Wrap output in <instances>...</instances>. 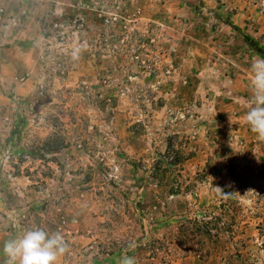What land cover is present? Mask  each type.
Listing matches in <instances>:
<instances>
[{
    "label": "rangeland",
    "instance_id": "obj_1",
    "mask_svg": "<svg viewBox=\"0 0 264 264\" xmlns=\"http://www.w3.org/2000/svg\"><path fill=\"white\" fill-rule=\"evenodd\" d=\"M202 3L0 0V264L34 227L64 236L59 264H264L253 93L226 106L219 69L191 88L193 38L234 35Z\"/></svg>",
    "mask_w": 264,
    "mask_h": 264
},
{
    "label": "crops",
    "instance_id": "obj_2",
    "mask_svg": "<svg viewBox=\"0 0 264 264\" xmlns=\"http://www.w3.org/2000/svg\"><path fill=\"white\" fill-rule=\"evenodd\" d=\"M201 1H205L210 9L221 4V8L230 11V25L228 23L226 27L234 35L226 39V44L221 39L214 37L201 40L193 38L195 43L191 42L193 49L187 55L186 60L191 62L193 68L191 74L197 78L204 77L207 86L192 82L191 88L192 91H196V89L202 91L201 87H204L207 92L211 91L216 83L208 80L206 76L210 75L213 79L211 72H217L219 69V74L216 76L220 77L222 81L217 84V89L221 92H230L233 101H229L226 106L236 108L237 102L244 101V97H241L243 94L253 93L251 85L253 59H264V0H181V14H196L203 9H209ZM245 36L249 38L247 39ZM204 45L208 49L204 48ZM205 62L207 64L203 65ZM224 62H226V68L218 65ZM203 68L210 70L207 69L205 72ZM194 71H199V73ZM222 87H225L224 91ZM249 101L248 99L245 103H249ZM5 201L2 199L0 211L5 209Z\"/></svg>",
    "mask_w": 264,
    "mask_h": 264
},
{
    "label": "clouds",
    "instance_id": "obj_3",
    "mask_svg": "<svg viewBox=\"0 0 264 264\" xmlns=\"http://www.w3.org/2000/svg\"><path fill=\"white\" fill-rule=\"evenodd\" d=\"M251 72L253 96L244 119L250 130L264 140V59H253ZM67 251L68 244L60 232L50 233L41 227L25 230L3 245L5 264H59ZM120 264H135V260L124 256Z\"/></svg>",
    "mask_w": 264,
    "mask_h": 264
}]
</instances>
